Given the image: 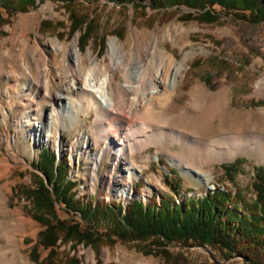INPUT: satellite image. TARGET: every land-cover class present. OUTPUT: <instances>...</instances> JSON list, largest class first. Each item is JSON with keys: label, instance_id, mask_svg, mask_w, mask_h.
I'll return each instance as SVG.
<instances>
[{"label": "rangeland", "instance_id": "obj_1", "mask_svg": "<svg viewBox=\"0 0 264 264\" xmlns=\"http://www.w3.org/2000/svg\"><path fill=\"white\" fill-rule=\"evenodd\" d=\"M69 10L90 19L95 27L93 37L81 48L77 47L78 31L71 35L67 33ZM205 10L210 13V20L198 18ZM111 40L129 54V67L136 58L147 65L142 87L152 79L157 84L153 77L155 71L148 63L151 51L154 52L152 60L156 59L155 53L159 49L172 55L175 66L181 62L185 51L196 52L176 74L173 105L177 108L189 104L190 92L196 85H202L210 95L229 88V106H217L208 127L197 134L199 138L212 139L222 133L236 132L264 134L263 22L242 19L218 5L193 8L178 4L154 8L148 0H143L141 5L107 0H74L62 5L57 0H36L34 6L25 10L10 11L0 5V264H44L41 259L45 250L37 246L34 254L29 253L36 245L39 226L25 212L24 207L29 203L16 190L30 185V175L36 171L32 161L41 148L54 152L55 157H64L65 174L75 181L76 196L90 197L91 201L102 205L114 203L121 207V213L131 198L157 204L161 197L170 205H177L182 199L201 198L206 192L211 193L209 186L228 190L231 194L237 191L247 201L254 196L250 187L254 167L264 161L244 154L194 165H202L208 176L198 180L182 175L161 151L162 146L149 145L139 149L136 144L129 160L139 171L134 170L131 175L123 171V159L128 158L125 155V158L119 157L116 169L112 170L115 155L93 134L96 115L91 110L73 125H69L64 117L60 118L56 131L47 142L31 141L34 123L37 120L46 122L47 110L55 102L51 96L38 98L35 88L31 89L30 96H18L22 93V85H28L22 79L28 75L26 72L23 76L26 66L34 76L37 65L47 68L54 80V86L50 87L53 93L59 89L54 73L60 66L64 69L73 67L70 52L74 46L86 60L92 58L107 65L110 64ZM113 73V87L129 84L124 80L122 69ZM16 77H20L18 81ZM210 104L204 98L201 108L211 109ZM29 108L31 112L27 116ZM23 120H26L25 125H21ZM158 126L165 131L179 129L175 124ZM102 148L105 153L94 167ZM169 149L176 153L178 144L174 142ZM213 151L216 155L219 148L206 149L202 161H208ZM145 156L150 158L147 160ZM231 162L234 167L225 175L220 164ZM116 182L120 184L116 185ZM57 212L61 218L67 217L61 209ZM95 227L103 229V222L96 223ZM146 246L153 252L146 253ZM70 256H75L80 264H248L239 256L209 245L184 247L169 243L158 252V247L152 246L151 242L117 239L110 244L100 242L95 248L81 243L72 248L70 242H59L53 260L58 264H69Z\"/></svg>", "mask_w": 264, "mask_h": 264}, {"label": "trees", "instance_id": "obj_2", "mask_svg": "<svg viewBox=\"0 0 264 264\" xmlns=\"http://www.w3.org/2000/svg\"><path fill=\"white\" fill-rule=\"evenodd\" d=\"M68 5L74 0H57ZM117 4L143 0H107ZM36 0H0V5L10 10H25L34 6ZM154 8L184 4L204 8L218 5L223 10L250 22L264 23V0H148ZM205 10L200 20H210ZM68 34L78 31L77 47L87 45L95 27L90 19L68 12ZM64 157L55 160V153L41 148L32 161L36 171L30 175V185L20 186L18 194L28 201L25 212L36 222L39 229L36 245L30 249L34 254L37 246L46 251L41 259L44 264H58L53 260L59 242H70L72 248L81 243L97 247L100 242L108 244L116 239L151 242L158 252L169 243L184 247L209 245L241 257L248 264H264V164L254 167L250 183L253 198L245 200L240 193L223 191L214 187L211 193L201 198L182 199L170 205L160 197L159 202L143 203L130 199L121 213L114 203L102 205L76 196L75 181L66 177ZM225 175L234 167V162L221 163ZM61 209L67 217L61 218ZM72 215V217H68ZM103 222V229L95 227ZM146 253L153 252L146 246ZM69 264H80L70 256Z\"/></svg>", "mask_w": 264, "mask_h": 264}, {"label": "bare ground", "instance_id": "obj_3", "mask_svg": "<svg viewBox=\"0 0 264 264\" xmlns=\"http://www.w3.org/2000/svg\"><path fill=\"white\" fill-rule=\"evenodd\" d=\"M153 53L152 51L149 53L148 63L155 71L153 77L157 84L155 85L152 79L146 87H142V83L147 76L144 72L147 65L136 58L135 63L129 67V54L123 52L115 40L109 43L110 64L107 65L99 64L92 58L90 61L86 60L74 46L70 52L73 67L64 69L60 66L57 72L54 71L59 89L53 93L50 92V87L54 86V80L48 74L47 68L37 65V75L34 76L26 66L23 76L27 73L28 75L22 79L26 80L28 85H22V93L18 96H30L31 89L35 88V95L38 98L51 96L55 102L47 110L46 122L37 120L34 123L35 128L30 134L31 141L47 142L51 133L56 131L60 118L64 117L69 125H73L80 116L84 117L91 110L96 115L92 124L93 134L99 141L107 144L105 149L115 155L112 170L116 169L120 156L121 158L128 156L122 162L123 171L127 175H131L134 170L139 171L129 160V156L136 149V144L140 146L139 149L149 145L162 146L161 151L180 169L182 175H189L198 180L208 178L202 165L194 166L198 163L228 160L238 154L264 161V134L256 131L250 135L246 132L222 133L212 139H201L197 136L208 127L216 115V108L229 106L228 87L210 95L202 85H196L190 92L191 101L187 106L177 108L173 105V96L176 95V74L184 62L196 54L194 50L185 51L177 66L174 64L173 56L166 55L163 50L159 49L155 53V60H152ZM116 69L123 70L124 80L129 84L123 83L121 86L113 87V71ZM19 78L16 77L15 80L18 81ZM204 98L211 103V109L201 108ZM29 110L27 116L30 115L31 109ZM25 121H21V125H25ZM157 124H175L179 129L165 131ZM165 132L167 133L164 134ZM174 142L178 144L176 153L169 149ZM217 147L219 152L216 155L213 151L208 161H202L206 149L215 150ZM103 153L104 148L98 151L94 167ZM146 158L148 160L150 157ZM119 184L120 182H116V185ZM110 186L113 187L112 184H109ZM212 188L209 186L208 190ZM2 209H5V206H2Z\"/></svg>", "mask_w": 264, "mask_h": 264}]
</instances>
